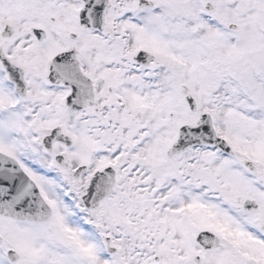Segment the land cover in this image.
Instances as JSON below:
<instances>
[{"label":"snow or ice","instance_id":"6c2138e0","mask_svg":"<svg viewBox=\"0 0 264 264\" xmlns=\"http://www.w3.org/2000/svg\"><path fill=\"white\" fill-rule=\"evenodd\" d=\"M0 264H264V0H0Z\"/></svg>","mask_w":264,"mask_h":264}]
</instances>
